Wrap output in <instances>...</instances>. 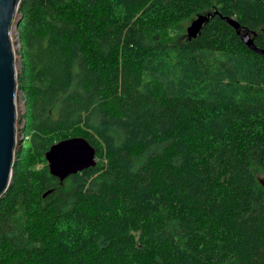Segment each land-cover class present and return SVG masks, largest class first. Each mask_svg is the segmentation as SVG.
Wrapping results in <instances>:
<instances>
[{
  "label": "trees",
  "instance_id": "16d2710c",
  "mask_svg": "<svg viewBox=\"0 0 264 264\" xmlns=\"http://www.w3.org/2000/svg\"><path fill=\"white\" fill-rule=\"evenodd\" d=\"M18 16L27 146L0 264H264V54L223 20L263 50L264 0H21ZM71 137L97 163L60 183L43 155Z\"/></svg>",
  "mask_w": 264,
  "mask_h": 264
},
{
  "label": "water",
  "instance_id": "95a60500",
  "mask_svg": "<svg viewBox=\"0 0 264 264\" xmlns=\"http://www.w3.org/2000/svg\"><path fill=\"white\" fill-rule=\"evenodd\" d=\"M20 2L21 0H0V198L9 187L15 154L17 76L10 28L13 24L16 27L19 21L15 22L14 19L18 14ZM213 15L199 14L192 19L186 29L187 39H195ZM223 20L236 30L237 36L249 50L264 54V49L260 50L254 45L252 33L241 32L238 23L232 18ZM44 158L48 173L60 183L71 175L94 167L97 163L94 147L82 137H71L54 143L46 151Z\"/></svg>",
  "mask_w": 264,
  "mask_h": 264
},
{
  "label": "rangeland",
  "instance_id": "374dc122",
  "mask_svg": "<svg viewBox=\"0 0 264 264\" xmlns=\"http://www.w3.org/2000/svg\"><path fill=\"white\" fill-rule=\"evenodd\" d=\"M19 16L18 14L15 16L14 21L16 22L18 20ZM190 21H186L185 23L182 24V32L178 33H172L168 32L164 39L166 42H178V41H183L186 37V29L189 26ZM10 39H11V44L13 48V53H14V67L16 70V76H17V87H16V93H15V109H16V142H15V154H14V159L15 155L17 154V151L22 147H26V137L23 135V128L25 124L24 120V115H25V98L24 94L22 91L18 88V75L21 71V59H20V43L16 31V27L13 24L12 27L10 28ZM44 158V155H43ZM45 160V158H44ZM45 165L46 161H45ZM40 166V165H39ZM255 176L257 182L264 187V169L257 170L255 171Z\"/></svg>",
  "mask_w": 264,
  "mask_h": 264
}]
</instances>
